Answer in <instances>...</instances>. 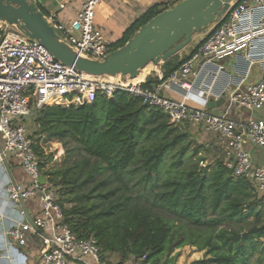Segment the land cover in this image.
I'll list each match as a JSON object with an SVG mask.
<instances>
[{
    "label": "built area",
    "instance_id": "obj_1",
    "mask_svg": "<svg viewBox=\"0 0 264 264\" xmlns=\"http://www.w3.org/2000/svg\"><path fill=\"white\" fill-rule=\"evenodd\" d=\"M101 1L86 0L68 23L55 14L43 16L79 54L103 60L112 50L95 25ZM200 34L188 54L181 51V58L187 59L177 70L165 78L161 69L165 61L153 63L154 74L139 82L129 75L106 79L79 72L0 23V167L16 160L29 178V183L21 184L3 173L0 264H114L101 257L95 238L79 239L67 224L57 188L44 175L34 141L22 123L34 109L50 104L82 106L97 98L113 99L118 92L137 97L148 108L161 110L170 125L189 126L217 138L224 166L234 177L250 180L264 205V165L254 166L246 150L248 144L264 148V118H232L235 109L264 110V0H233ZM255 67L260 79L251 82ZM149 79L155 80L150 86ZM221 98L222 106L209 107ZM223 108L224 113L215 114ZM41 176L44 184L39 182ZM33 197L36 200L29 202Z\"/></svg>",
    "mask_w": 264,
    "mask_h": 264
},
{
    "label": "trees",
    "instance_id": "obj_2",
    "mask_svg": "<svg viewBox=\"0 0 264 264\" xmlns=\"http://www.w3.org/2000/svg\"><path fill=\"white\" fill-rule=\"evenodd\" d=\"M166 9V3L148 8L111 50ZM186 59L177 54L165 61V78ZM31 123L34 150L57 188L67 224L79 239L95 238L103 259L175 264L178 254H172L192 246L210 256L201 264H252L250 245L264 240V205L253 184L234 177L223 159L181 167L190 135L170 125L161 110L118 92L82 106L34 109ZM44 140L63 144V165L48 168L54 155L45 152ZM205 149L198 145L192 155ZM168 154L173 160L162 172Z\"/></svg>",
    "mask_w": 264,
    "mask_h": 264
},
{
    "label": "water",
    "instance_id": "obj_3",
    "mask_svg": "<svg viewBox=\"0 0 264 264\" xmlns=\"http://www.w3.org/2000/svg\"><path fill=\"white\" fill-rule=\"evenodd\" d=\"M232 1L181 0L141 26L123 46L112 50L103 60L75 51L29 0H0V23L38 42L57 62L79 72L97 77L137 78L148 64L167 61L184 50L196 34L210 28L228 10ZM224 101L221 98L217 103L210 102L209 107L222 106ZM45 181L44 176L39 178L41 184ZM22 205L26 211L25 204ZM28 219L31 220L29 216Z\"/></svg>",
    "mask_w": 264,
    "mask_h": 264
},
{
    "label": "rangeland",
    "instance_id": "obj_4",
    "mask_svg": "<svg viewBox=\"0 0 264 264\" xmlns=\"http://www.w3.org/2000/svg\"><path fill=\"white\" fill-rule=\"evenodd\" d=\"M75 1V0H74ZM157 1L152 2L146 0H102L100 4L96 7L95 13V25L99 27L106 36V39L109 43L116 40V35L123 33L129 25L135 21V19L142 13H144L149 5L154 4ZM178 0H172V3L168 5V9L177 4ZM201 37V34L198 33L194 36V40H198ZM195 45V42L188 45L182 55H186L190 52L192 47ZM181 53V52H180ZM178 54L181 58V54ZM156 67L157 65H153ZM162 65L161 69L163 70ZM154 68L150 72L154 74ZM225 112V108L218 109L215 111V114H222ZM23 125L26 127L28 135H33V125L31 123V116L27 117L23 122ZM180 130L188 132L190 143L189 154L184 157V162L181 167H194L197 163L200 167L213 166L217 160H222L223 157V147H220L218 144V139L203 133L202 131L189 126L179 127ZM31 138V137H30ZM32 139V138H31ZM145 144H150V141H145ZM45 152L47 154L53 153L56 159H52V162L49 164L48 168H56L63 165L65 148L63 144L59 143L56 140H44L41 142ZM198 145H206L209 149L201 150L198 155H192ZM192 155V156H191ZM205 157L204 165L201 164L202 161H199L198 158ZM173 157H170L169 154L166 155L164 163L161 167L162 172H166L169 169V165L172 162ZM167 175V174H166ZM165 175V176H166ZM36 198H31L30 201H35ZM178 254V257L175 261V264H201L203 260L210 258L206 251H199L198 248L192 246H186L181 249H177L172 256ZM250 258L252 264H264V240H259L255 245H250ZM111 262L117 264V258L112 257ZM126 264H136L133 259L129 260Z\"/></svg>",
    "mask_w": 264,
    "mask_h": 264
},
{
    "label": "crops",
    "instance_id": "obj_5",
    "mask_svg": "<svg viewBox=\"0 0 264 264\" xmlns=\"http://www.w3.org/2000/svg\"><path fill=\"white\" fill-rule=\"evenodd\" d=\"M85 1L86 0H75V1L74 0H33V2L36 5L42 7L43 10L47 14H55L60 21H63L66 23L70 22L77 16V14L80 12L82 5L84 4ZM146 1L152 2L154 0H146ZM158 3H166L169 5L170 3H172V0H162L161 2L157 1L154 4H158ZM154 4L149 5L148 8H150ZM142 14H140L139 16H141ZM123 33H121L120 35L117 34L116 40L114 42H111V43L108 42V43L112 44V43L117 42L122 37ZM231 67L232 66H229L228 73L233 75ZM259 79H260L259 70L257 67H255L253 76L251 77L250 81L251 82L257 81ZM232 118L237 119L239 121L240 120L247 121L248 119H251V118H264V110L257 111V112H251L248 110L235 109L234 112L232 113ZM246 150L250 153L251 160L254 166L257 167V166L264 165V148H256L252 146L251 144H248L246 147ZM222 159H224V155ZM3 166L5 168L0 167V182L2 180L3 173H4L13 182L21 183V184L29 183L28 176L23 172V170L20 168L16 160L4 161Z\"/></svg>",
    "mask_w": 264,
    "mask_h": 264
},
{
    "label": "bare ground",
    "instance_id": "obj_6",
    "mask_svg": "<svg viewBox=\"0 0 264 264\" xmlns=\"http://www.w3.org/2000/svg\"><path fill=\"white\" fill-rule=\"evenodd\" d=\"M153 69V65L152 64H148L141 72L140 74L138 75V77L136 78L137 81H142L144 80L149 74L150 72L152 71ZM106 79H108L109 77H104Z\"/></svg>",
    "mask_w": 264,
    "mask_h": 264
}]
</instances>
